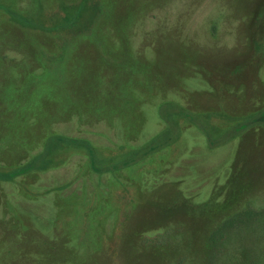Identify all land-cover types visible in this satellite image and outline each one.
I'll return each instance as SVG.
<instances>
[{"label": "rangeland", "instance_id": "1", "mask_svg": "<svg viewBox=\"0 0 264 264\" xmlns=\"http://www.w3.org/2000/svg\"><path fill=\"white\" fill-rule=\"evenodd\" d=\"M0 264H264V0H0Z\"/></svg>", "mask_w": 264, "mask_h": 264}, {"label": "trees", "instance_id": "2", "mask_svg": "<svg viewBox=\"0 0 264 264\" xmlns=\"http://www.w3.org/2000/svg\"><path fill=\"white\" fill-rule=\"evenodd\" d=\"M221 232H222V230H221V229H218L217 231H215V233H214L213 236L215 237V236H217L218 234H220Z\"/></svg>", "mask_w": 264, "mask_h": 264}]
</instances>
